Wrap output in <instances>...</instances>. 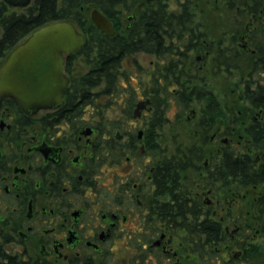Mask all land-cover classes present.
<instances>
[{"label":"flooded vegetation","instance_id":"obj_1","mask_svg":"<svg viewBox=\"0 0 264 264\" xmlns=\"http://www.w3.org/2000/svg\"><path fill=\"white\" fill-rule=\"evenodd\" d=\"M118 2L111 14L98 10L114 35L97 28L98 34L113 42L130 33L141 14L167 11L170 2H179L176 14L187 5L192 38L170 41L178 34L159 32L160 48L120 59L117 74L110 73L124 89H136V99L102 94L96 48L93 96L67 95L76 73L67 61H76L78 75L82 65L83 74L91 70L83 64L84 46L64 56L69 84L61 104L26 114L11 99L2 102L0 264H116L118 248L126 254L123 264H192L194 230L203 223L215 264H253V240L264 234V0ZM220 2L235 26L226 45L215 47L205 42L194 10ZM209 56L212 71L226 78L239 73L234 124L227 102L214 99L220 111L211 121V112L202 110L211 109L213 99H192V86L208 87L199 72ZM129 60L134 74L124 67ZM183 87L189 99H179ZM193 104L196 141L188 147L190 159L180 160L165 135L183 120L192 125ZM193 150L203 155L198 159Z\"/></svg>","mask_w":264,"mask_h":264},{"label":"trees","instance_id":"obj_2","mask_svg":"<svg viewBox=\"0 0 264 264\" xmlns=\"http://www.w3.org/2000/svg\"><path fill=\"white\" fill-rule=\"evenodd\" d=\"M119 0H32L31 4L23 9L10 8L0 0V66L8 55V53L22 40H24L34 30L53 22L66 21L72 23L76 29L87 37L85 50L82 53L85 57L83 64L90 66V71L86 74H77L79 69L73 68L76 61L68 60L66 69L72 74L69 86L68 96H79L81 99H89L93 96V91L99 84L94 78L93 69L95 65V58L93 49L98 50V64L101 65L102 84L101 92L103 95L110 94L119 95L125 94L127 99H136L135 90L131 86L124 89L118 84V77L114 78V71L117 74V68L120 65V59L126 58L129 54L147 50L152 52L161 47V38L158 36L159 32H174L177 33L175 37H168L170 41H188L192 38V19L189 15L187 5L179 14L167 13L161 9H150L148 13L141 14L130 33L124 36H117L116 41L113 42L101 34H98V29L91 22L89 18V10H101L105 14H111L119 7ZM182 34H186L187 38ZM188 47L187 45H185ZM174 45L167 46V49H172ZM167 54V53H166ZM216 72V71H215ZM181 76H184L181 72ZM156 82V81H155ZM154 82V99L157 96V87ZM104 85V86H103ZM188 90L181 88L179 99H189ZM192 99H213L211 100V109H204L202 111L211 112L210 120L213 121L215 113L220 111L219 105L216 102L217 97L213 91L206 87H199L197 84L192 86ZM235 103L229 108L232 123H235ZM206 112V115L208 114ZM234 121V122H233ZM178 158L180 160L190 159L189 149L182 148L177 150ZM198 159L201 151L193 150ZM197 228L194 230L196 243L192 244V256L195 264H215V253L213 245L204 243V238L208 232L204 228ZM214 240L216 239V232H212ZM192 257V258H193ZM213 262V263H211ZM220 264V263H219ZM233 264V263H230Z\"/></svg>","mask_w":264,"mask_h":264},{"label":"water","instance_id":"obj_3","mask_svg":"<svg viewBox=\"0 0 264 264\" xmlns=\"http://www.w3.org/2000/svg\"><path fill=\"white\" fill-rule=\"evenodd\" d=\"M10 8L23 9L32 0H2ZM89 18L108 37L110 21L98 10ZM85 38L66 21L46 24L29 34L5 57L0 66V106L11 99L23 113L58 106L65 99L69 80L64 75V56L78 54Z\"/></svg>","mask_w":264,"mask_h":264},{"label":"rangeland","instance_id":"obj_4","mask_svg":"<svg viewBox=\"0 0 264 264\" xmlns=\"http://www.w3.org/2000/svg\"><path fill=\"white\" fill-rule=\"evenodd\" d=\"M178 3L170 2L167 6V13H178L179 7ZM222 3L220 2V5L217 7L214 6H199L197 7L195 12V21L199 25V31L200 33L205 34V42L206 43H212L217 47V43H220L218 45L219 47H224L226 45V40L229 39L234 31L235 23L232 19H230L229 15L226 13L225 9L222 8ZM91 10H89L90 13ZM130 12L125 13L124 15H129ZM228 15V16H227ZM229 41V40H228ZM213 49V54L215 52V48ZM200 53H192V59H195L198 57ZM141 58H139L138 62L141 63ZM210 60L211 56L208 57V60L206 61V65L203 63V69L199 72L200 75L205 76V82L207 84V88L212 90L214 95L219 99V101L222 103V105H225L227 102L228 108L232 107V103L236 104V98H237V80L239 77V73H237L235 70L229 72L228 78L224 76V73L222 74L220 71H212L210 67ZM142 64V63H141ZM144 64V63H143ZM237 63H234L233 65H236ZM145 65V64H144ZM143 65V66H144ZM124 67L130 74L135 73L134 64L131 60L127 61L126 64H124ZM86 68L84 65L80 68V73L83 74L85 72ZM123 71V70H121ZM125 73V72H124ZM136 85V82H132V85L135 86V88H139V83ZM138 90V89H137ZM120 95V94H119ZM192 110L197 111L195 118L192 119V125H190L187 121L183 120L180 123V126L178 127V131H173V134H170L166 129V132H169V134L165 135V140L168 141V144L170 145L171 155L177 154V150H181L182 148H188L193 143H195L196 138L194 132H198V129L194 126L195 122H197L199 118V112L197 107L193 104ZM229 111V109H228ZM113 112V111H109ZM115 112V111H114ZM117 112V111H116ZM237 112V105H235V113ZM170 113V111H169ZM230 114V113H229ZM226 123H228V119L225 120V122H218L217 126H225ZM192 128V133L189 131ZM179 134L177 135V133ZM166 141V142H167ZM178 147V148H177ZM174 149V150H173ZM208 149H210V146H207L204 150L206 154ZM253 243L257 246V254L255 255L253 259V264H264V234L261 233L258 235L254 240ZM126 259V254L120 250L119 248L116 250V264H123V260ZM192 264H195L194 258H192Z\"/></svg>","mask_w":264,"mask_h":264}]
</instances>
